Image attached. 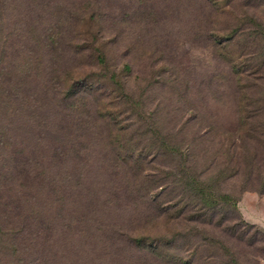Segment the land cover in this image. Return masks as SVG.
I'll return each instance as SVG.
<instances>
[{"label":"rangeland","instance_id":"rangeland-1","mask_svg":"<svg viewBox=\"0 0 264 264\" xmlns=\"http://www.w3.org/2000/svg\"><path fill=\"white\" fill-rule=\"evenodd\" d=\"M49 28L59 41L54 50ZM90 40L104 42L106 67L91 60V45L76 49ZM223 44L245 61L221 54ZM254 55L264 62V0H0V73L20 83L29 103L11 120L0 113V126H12L8 136L27 156L47 151L41 178L33 158L10 172L28 177L30 190L21 192H37L34 202L53 227L42 264H264V143L247 141L248 154L236 139L232 72ZM68 69L91 73V87L66 99L89 113L81 120L56 93L55 77L63 87ZM250 76L264 83V72ZM35 113L47 117L42 131ZM153 138L173 139L178 150L158 149L148 183L114 147ZM54 146L63 153L52 157ZM12 188L0 189V226L11 197L22 196ZM141 235L159 256L131 241ZM8 245L0 235V246ZM12 258L10 250L0 254V262Z\"/></svg>","mask_w":264,"mask_h":264},{"label":"trees","instance_id":"trees-1","mask_svg":"<svg viewBox=\"0 0 264 264\" xmlns=\"http://www.w3.org/2000/svg\"><path fill=\"white\" fill-rule=\"evenodd\" d=\"M226 2V1H224ZM227 3V2H226ZM217 4V3H216ZM228 4V3H227ZM218 5V4H217ZM229 5V4H228ZM226 7V6H225ZM69 15V13H67ZM70 16V15H69ZM233 29L230 31V35L233 34ZM224 37V36H223ZM53 38L52 29L49 28V32L46 35V43L50 50H54L58 47L59 41ZM232 42V39H230ZM229 40V42H230ZM90 42H92L90 40ZM226 43V41H223ZM236 40L234 41L235 44ZM91 45V55L92 59L95 62L97 67H106L107 59L105 57V46L103 41H98L90 44H76L75 47L81 53H84L82 50L87 49ZM240 49L237 51L232 50V46H230L229 50L223 44L221 47V54L231 56L232 61L233 58L241 59V63L244 62L245 56H241ZM3 57H7L4 50L1 53ZM264 62H259L257 56L254 55V58L250 59V62H245L239 65V68L232 71L237 76L235 77L236 87L238 88V97H237V109H238V126H237V135L236 139H238L239 144L246 147L248 152L251 153L252 150H248L247 141L252 140L253 143L259 144L264 143V133H261L260 128L262 124L261 120H257V117L264 112V94H256L252 93V88L255 86L261 87L264 91V83L258 80V77L254 78L250 75L256 74L259 71L264 72L263 68ZM128 66L124 65L122 69H119V72H114V76L121 74L126 70ZM92 71V70H91ZM91 73L85 72V76H75L72 70H65L63 76V87H58L60 84V79L55 77L54 83H57V91L60 96H62V100L65 101L66 106H63L62 109H67L68 111H72L75 113V117L82 118V115H89L88 112L85 113V109H79L76 102L72 104L68 103L66 99L69 97H73L82 91H87L88 88L91 87V83L87 82L89 75ZM113 78V77H111ZM16 83V82H15ZM66 83V85H65ZM68 83V86H67ZM76 89V90H74ZM82 90V91H81ZM55 94V91H52ZM27 94L23 88H21L20 83L12 84V80L6 77L5 74L0 73V113L4 117H7L9 120L11 118H15L20 114H25V108L28 107L29 103L27 101ZM17 102V104H15ZM38 113L34 115V121H37V127L42 131V124L46 122L47 117L42 116ZM264 114V113H263ZM73 116V117H74ZM36 117V118H35ZM42 118V119H41ZM12 130V126L10 128H4L2 125L0 126V189L2 186L6 185L7 190H13L12 185H17L19 188L17 192H21V190H30L24 181L28 179V177L21 176V173H18L17 177H13L10 175L11 170H16L18 167H25L29 164V162L36 161L38 165H41V169L36 173L35 177L41 178L43 172L42 162L46 161L47 151L45 156H41L40 158L29 157L27 156L29 153L28 148L25 145L18 146L14 143V141L8 136ZM120 128L116 129V134L120 133ZM241 130V133H239ZM158 138H153L152 142L146 146H132L127 144H118L114 147L115 151H118L117 155L120 159L121 157L126 158V162L122 160V163L126 164L127 161L131 162L133 165L137 166V171L146 178L148 183H153L157 175L155 170L156 168L154 162L158 159V155L161 152L160 149H168L170 151L178 150V143H174L172 140H161L163 142L158 143ZM157 145H162L157 147ZM53 151L55 152L53 154ZM58 153H63L58 146H54L52 148V157L58 155ZM246 154V155H248ZM26 155V156H25ZM246 155H244L246 157ZM21 156L26 157V159L18 162L17 158H21ZM121 156V157H120ZM18 162V163H17ZM185 170V169H184ZM184 172L180 174L182 179ZM22 177V178H20ZM189 179H193L191 175L188 176ZM38 183L42 182L43 179H38ZM49 186L52 184V179L47 180ZM37 193V192H36ZM26 195L24 192H21V198L11 197L13 205L8 207L3 211L1 216L2 221L4 223L0 226V235L6 236L7 241L9 242L8 246H0V254L3 251L10 250L13 256L12 259H8L7 262L1 261L0 264H42L43 262V248L44 244H49L52 240L50 231L52 230V225L48 221H45L43 218V212L36 206L34 199L38 198V195ZM145 197V196H144ZM158 197L155 194L150 195V202L157 203ZM202 197V196H201ZM209 197V196H208ZM31 199H33V203H31ZM208 201L211 203V207L215 204L213 200L208 198ZM25 202L28 203V212L25 214ZM8 205V204H7ZM6 205V207H7ZM213 206V207H214ZM169 204H165L162 208V211L168 215L169 217ZM161 213V212H160ZM3 217L4 220H3ZM168 220V219H167ZM145 235L137 236L132 238V242H134L138 247L145 249L149 253L154 256H159V250L157 244L150 242L148 245L143 243ZM151 240V237H149ZM184 264H189L186 260Z\"/></svg>","mask_w":264,"mask_h":264}]
</instances>
